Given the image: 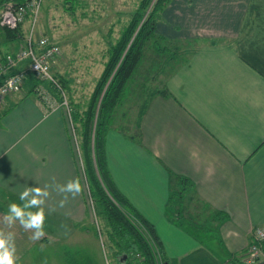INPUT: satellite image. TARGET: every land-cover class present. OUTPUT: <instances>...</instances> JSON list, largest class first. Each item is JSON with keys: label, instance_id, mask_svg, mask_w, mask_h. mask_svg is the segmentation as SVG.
Here are the masks:
<instances>
[{"label": "crops", "instance_id": "obj_1", "mask_svg": "<svg viewBox=\"0 0 264 264\" xmlns=\"http://www.w3.org/2000/svg\"><path fill=\"white\" fill-rule=\"evenodd\" d=\"M171 1L179 33L155 32L159 45L172 42L175 49L159 61L154 79L146 75L145 91L133 79L127 111L134 113L118 121L127 119L129 129L138 119L140 144L119 132L121 126L109 128L105 162L117 189L153 226L169 264H225L229 254H244L253 228L264 224V0ZM32 92H21L0 115V228L15 233L16 264H34V252L57 240L75 246L70 231L79 230L86 213L83 189L61 206L64 195L49 188L42 238L31 240L18 223L3 224L24 187L80 178L65 108ZM167 169L193 181L209 213H228L215 240L202 244L168 218Z\"/></svg>", "mask_w": 264, "mask_h": 264}, {"label": "trees", "instance_id": "obj_2", "mask_svg": "<svg viewBox=\"0 0 264 264\" xmlns=\"http://www.w3.org/2000/svg\"><path fill=\"white\" fill-rule=\"evenodd\" d=\"M23 1L0 0V8L3 5L14 6ZM169 1L138 0L118 36L112 41L108 40L102 68L90 92L85 96L75 97V100L70 99L69 91L64 88L66 84L63 78L58 77V83L54 78L55 73L52 77L57 83L45 82L43 81L45 79H39L32 73L29 74L27 70L28 73H26L23 69L25 60L16 61L8 68L9 71L12 69V71H17L16 69L23 71L24 84L21 81L20 86L21 88L24 85L29 87V90H23L24 95L33 91L35 97L41 101V95L47 92L49 99H53L58 103L57 105L64 99L77 148L80 177L83 178L86 196L96 218L97 231L103 235L116 264H169L153 226L115 186L108 172L104 155L106 131L109 128L118 129V125L121 126L119 132L140 144L138 119L130 124L129 129L126 128L127 119L122 123L118 121L121 119L119 117L134 113L127 111L130 103L127 98L131 97L133 79L140 74L148 75L147 72L159 69V66L156 68L149 61L145 63L147 50L153 55L158 52L168 53L165 43L160 49L155 48L159 39H162L161 36L158 38V33L155 32V22L159 18L161 9ZM20 24L21 22H18L13 27L0 24V63L4 62L7 54L14 56L17 49L22 47L24 36ZM1 79L3 78L0 77V81ZM151 88L153 91L165 94L163 88L160 90L157 86H151ZM145 89L146 87L140 91L143 92ZM18 91L19 89L10 92L9 95L15 96L14 94ZM64 93L67 94L66 98ZM9 95H5L0 100L1 103L5 99L3 102L5 106L0 109V115L15 104L16 98H19ZM42 104L45 109H48L44 103ZM166 171L168 190L165 213L168 218L202 244L208 240H215L212 236L218 233V226L228 217V213L224 210H214L209 213L212 207L194 192L191 179L168 169ZM185 206L188 207L185 208ZM199 215H201L200 218ZM242 251L229 254L225 264H241L240 259L243 255L239 256V254ZM121 255H125L124 261L118 262ZM68 262L70 264V261Z\"/></svg>", "mask_w": 264, "mask_h": 264}, {"label": "rangeland", "instance_id": "obj_3", "mask_svg": "<svg viewBox=\"0 0 264 264\" xmlns=\"http://www.w3.org/2000/svg\"><path fill=\"white\" fill-rule=\"evenodd\" d=\"M137 2L138 0L39 1L33 24V39L43 35L50 43L56 45L58 53L51 59L49 71L51 76L55 73L54 78L57 82L58 77L63 78L66 84L64 88H67L69 91L71 95L70 99L75 100V97L85 96L90 92L105 60L106 54L104 50L108 40L112 41L118 36L122 25L129 18ZM172 2H168L161 9L159 18L155 22V28L157 31L163 32V34L167 33L174 36L179 33V30L175 26L177 14L173 11L174 5ZM6 9L8 7L3 10ZM168 21H172V23ZM20 22L23 36L25 37L29 29L28 18L25 17ZM165 24H173V27H167ZM163 44H156L155 48L158 50ZM165 46L168 48V53L161 54L158 52L152 58H150L151 52L147 50L145 63L149 61L157 68L159 61L163 58L167 59L175 49V45L171 42L165 43ZM183 56L184 54H181L180 59ZM26 73L28 72L26 71ZM151 73L153 74L152 79H154L158 70L147 72L148 75ZM146 78L148 76L145 74L139 75V88L143 87V82L149 81ZM56 80H54L55 83H57ZM43 81L50 82L47 80ZM23 90L24 88L20 86L19 91L14 95L19 96ZM42 95L44 97L43 101L50 106V101L48 100L49 94L45 92ZM9 96L15 97L13 95ZM64 96L66 98L67 94L64 93ZM60 106L64 108L65 105ZM1 108L3 107L0 103ZM67 135H69L71 144L73 142L74 146H76L71 124L68 125ZM73 152L76 157V147H73ZM80 184L83 189L86 213L85 220L79 225V230L76 233L75 230L72 231L71 229L70 231V238H73L76 245L66 246L65 242L61 240L48 243L46 246L41 247L39 252L37 250L34 252V254H37L36 257L32 258L34 264H66L68 261H70V264H73L78 255H80L78 259L79 264H116L105 239H103V235H100L97 231L96 218L93 215L91 205L86 196V187L82 177H80ZM80 234L84 235L82 245H78L76 239L78 235L81 237ZM78 248L80 249V253L76 254ZM23 253L24 251L21 252V257L24 256ZM81 254H83L84 259H82Z\"/></svg>", "mask_w": 264, "mask_h": 264}, {"label": "built area", "instance_id": "obj_4", "mask_svg": "<svg viewBox=\"0 0 264 264\" xmlns=\"http://www.w3.org/2000/svg\"><path fill=\"white\" fill-rule=\"evenodd\" d=\"M39 1L40 0H24L14 6L3 5L0 8V24L13 27L16 23L25 19V17L28 18L29 23V29L24 37V44L22 47L17 49L14 56L7 54L4 62L0 63V77L3 78L0 81V100L5 95H9L10 92L17 91L21 81H23V71H18V69H16L17 71H12L13 69L10 71L8 70L16 61L25 60L24 71L27 70L40 79L51 82L54 81L49 71V63L58 53L57 47L53 43H50L43 35L33 39V24ZM5 6L8 7V9L3 10L6 8ZM3 73L5 74L2 76ZM59 105H65L64 99ZM240 261L241 264H256L257 262L264 264V225H258L253 228L251 242L246 246Z\"/></svg>", "mask_w": 264, "mask_h": 264}, {"label": "clouds", "instance_id": "obj_5", "mask_svg": "<svg viewBox=\"0 0 264 264\" xmlns=\"http://www.w3.org/2000/svg\"><path fill=\"white\" fill-rule=\"evenodd\" d=\"M49 188L64 195L61 206L67 202L69 194L75 198L82 191L79 178L69 179L64 184H56L53 181V184L45 185L43 188L26 186L19 194L21 203H9L7 212L3 216V224L11 228L18 223L25 231H31V240L35 241L42 238L45 235L43 205L50 195ZM62 227L66 226L62 225ZM15 253V233L0 228V264H16Z\"/></svg>", "mask_w": 264, "mask_h": 264}, {"label": "water", "instance_id": "obj_6", "mask_svg": "<svg viewBox=\"0 0 264 264\" xmlns=\"http://www.w3.org/2000/svg\"><path fill=\"white\" fill-rule=\"evenodd\" d=\"M124 258H125V255H121V256L118 258V262H122V261H124Z\"/></svg>", "mask_w": 264, "mask_h": 264}, {"label": "bare ground", "instance_id": "obj_7", "mask_svg": "<svg viewBox=\"0 0 264 264\" xmlns=\"http://www.w3.org/2000/svg\"><path fill=\"white\" fill-rule=\"evenodd\" d=\"M73 147H76V146H74V144H73Z\"/></svg>", "mask_w": 264, "mask_h": 264}]
</instances>
